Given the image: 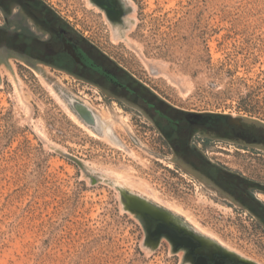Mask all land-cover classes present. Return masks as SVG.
Returning a JSON list of instances; mask_svg holds the SVG:
<instances>
[{
    "label": "rangeland",
    "instance_id": "obj_1",
    "mask_svg": "<svg viewBox=\"0 0 264 264\" xmlns=\"http://www.w3.org/2000/svg\"><path fill=\"white\" fill-rule=\"evenodd\" d=\"M118 1L37 0L131 99L0 50V264H192L120 188L264 264V0Z\"/></svg>",
    "mask_w": 264,
    "mask_h": 264
},
{
    "label": "flooded vegetation",
    "instance_id": "obj_2",
    "mask_svg": "<svg viewBox=\"0 0 264 264\" xmlns=\"http://www.w3.org/2000/svg\"><path fill=\"white\" fill-rule=\"evenodd\" d=\"M114 18L115 24L122 23L127 7L121 9L115 0H92ZM99 2V4L96 3ZM0 50L14 54L24 60L40 61L76 75L90 83L110 91L113 89L127 93L131 99L133 90L126 87L119 70L114 72L89 56L86 46L73 39L69 31L55 20L49 11L37 0H0ZM113 93V92H111ZM231 126H225L230 130ZM236 137L242 141L247 135L244 127H234ZM254 141L257 138L253 139ZM151 215V216H150ZM147 216L150 240L167 237L176 249L183 250L185 258L192 264H244L232 256L216 250L208 241L198 237L175 220L160 216L167 230L158 228L157 218ZM182 237V239H178Z\"/></svg>",
    "mask_w": 264,
    "mask_h": 264
},
{
    "label": "water",
    "instance_id": "obj_3",
    "mask_svg": "<svg viewBox=\"0 0 264 264\" xmlns=\"http://www.w3.org/2000/svg\"><path fill=\"white\" fill-rule=\"evenodd\" d=\"M97 4H99L98 1H96ZM100 5V4H99ZM108 19L112 24L114 23V18L109 16L107 14ZM72 104L74 108L76 109L77 113L80 115V117L85 121V123L91 127L96 128L97 130H100V120L98 117L95 115V113L87 107L85 104L77 102L75 100L72 101ZM80 163V162H79ZM120 191L122 193V196L126 201H124V205L126 209L136 212L138 211L139 213H142L145 217L151 214L150 209L148 206V202L137 195H134L133 193H130L122 188H120ZM244 264H252L251 262L240 260Z\"/></svg>",
    "mask_w": 264,
    "mask_h": 264
},
{
    "label": "bare ground",
    "instance_id": "obj_4",
    "mask_svg": "<svg viewBox=\"0 0 264 264\" xmlns=\"http://www.w3.org/2000/svg\"><path fill=\"white\" fill-rule=\"evenodd\" d=\"M116 2H117V6L118 7H120L121 9H124V6L122 5V3H120L118 0H115ZM125 2V1H124ZM125 5H127L126 3H125ZM115 23V22H114ZM151 216V215H150ZM152 217L154 218V219H156L157 218V220H158V217H160V215L158 216H154V215H152ZM165 225V223L162 221V220H159V222L157 223V225L156 226H158V228H164V229H166L167 230V225L166 226H164ZM178 239L180 240V239H182V237H178ZM236 259V258H235ZM236 260H239V259H236Z\"/></svg>",
    "mask_w": 264,
    "mask_h": 264
}]
</instances>
